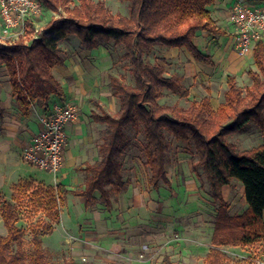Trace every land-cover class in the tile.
Segmentation results:
<instances>
[{
	"label": "trees",
	"instance_id": "16d2710c",
	"mask_svg": "<svg viewBox=\"0 0 264 264\" xmlns=\"http://www.w3.org/2000/svg\"><path fill=\"white\" fill-rule=\"evenodd\" d=\"M48 9H64L63 17L50 19L39 37L30 45L17 41L0 45V63L8 75L11 96L25 116L40 101L46 108L51 95L62 97L64 91L52 68L63 65L60 42L76 35L86 49L102 40H112L124 47L132 82L108 75L111 93L118 98V108L110 113L96 98L91 119L104 123L98 145V158L75 166L85 173L82 188H68L63 182L47 185L33 178L20 179L12 186L10 199L0 190V217L5 233H0V264H48L44 257L42 237L50 234L60 221L61 207L67 195L83 199L89 209L95 202L94 192L107 209L112 206V191L127 188L122 177L120 156L127 146L125 129L141 131V149L147 170V184L158 190L160 184L171 187L165 170L167 140L165 131L175 139L191 142L196 160L208 183V194L218 203L209 247L203 264H226L220 245L250 246L264 240V144L240 149L227 135L249 122L264 130V44L256 41L252 48L255 69L246 70L250 84L244 89L236 75H226L223 100L213 107L208 95L192 100L187 107L158 101L166 89L181 96L189 94L178 73L166 74L164 57L153 61L146 56L156 44L163 47H185L195 60L212 64L211 55L194 43L198 31L217 33L209 6L214 0H127L128 14H113L103 0H40ZM260 3L262 0H251ZM3 113L0 101V116ZM231 180L243 185L246 208L239 214L229 213V203L222 188ZM21 209L30 215L42 214L47 220L29 224L31 248H23L25 229L18 225ZM63 264H91L73 259ZM163 264H172L165 256ZM250 264V263H247Z\"/></svg>",
	"mask_w": 264,
	"mask_h": 264
},
{
	"label": "rangeland",
	"instance_id": "374dc122",
	"mask_svg": "<svg viewBox=\"0 0 264 264\" xmlns=\"http://www.w3.org/2000/svg\"><path fill=\"white\" fill-rule=\"evenodd\" d=\"M98 1V0H93ZM113 14H128L127 0H103ZM251 1V0H248ZM259 1V2H263ZM256 2V1H252ZM78 4L71 0L69 7ZM67 14L64 9L54 12L47 8L38 20V27L43 28L53 18ZM73 38L78 37L72 35ZM76 40V39H75ZM70 46L61 50V55L68 58L75 55L84 72H79L86 81L89 79V89L82 102L75 103L80 112L83 125V137H78L74 146L80 147L82 153H76L68 174L59 173L53 177L28 163L37 177V182L55 185L64 182L68 188H82L85 173L75 166L83 161L93 162L98 158V145L103 136L104 123L91 119V110L95 109L91 98H96L104 110L113 113L118 108V98L111 93L108 86V75L119 76L125 82H132L128 59L124 56V47L112 40H102V48L108 52L109 60L103 64L91 63V56L82 45L70 42ZM166 47L156 44L147 60L153 61L162 56ZM229 53L234 57L235 67L219 68L206 73L204 77L197 73L183 78V86L188 89L187 96L172 93L166 89L158 101L162 104H177L187 107L192 100H199L208 95L213 106L223 100L226 90V75H236L241 88L250 84L246 70L255 69L249 53L246 58L238 55L231 46ZM181 57L180 53L179 56ZM166 74L183 73V67L172 59L160 61ZM83 78L80 80L85 82ZM8 75L4 64L0 63V94L3 98L2 107L13 114H20L15 100L10 95ZM59 104V103H57ZM62 104V103H61ZM22 119L24 114H20ZM127 146L120 156L122 177L127 182V188L120 192L112 191V206L107 209L99 199V193L94 192L95 202L86 209L83 199L68 195L66 203L61 207L60 221L54 225L53 231L42 237V247L48 264H63L73 259L91 264H163L165 256L172 264H203L204 257L211 246V235L218 203L208 194V183L198 168L193 169L196 160L191 142L175 139L165 131L167 150L165 152V170L171 187L160 184L155 190L147 184V170L143 163L144 155L141 149L143 136L138 129L128 126L125 129ZM238 150L264 144V130L249 122L242 129L227 135ZM69 140V139H68ZM64 170V169H63ZM41 178V179H40ZM5 195H9L4 190ZM223 198L229 203V213L239 214L247 206L243 193V185L237 180H231L222 188ZM4 195V196H5ZM18 225L25 229L23 248H31L29 224L47 220L42 214L30 215L21 209ZM0 233H5V227L0 217ZM219 248L225 253L226 264H252L255 254L264 250V240L250 246H234L223 244Z\"/></svg>",
	"mask_w": 264,
	"mask_h": 264
},
{
	"label": "crops",
	"instance_id": "0c3cea01",
	"mask_svg": "<svg viewBox=\"0 0 264 264\" xmlns=\"http://www.w3.org/2000/svg\"><path fill=\"white\" fill-rule=\"evenodd\" d=\"M233 1L235 0H214V2L209 6V9L214 20V27L218 30V32L213 34L201 30L197 32L194 38V43L197 47L202 52L211 55L213 59L212 64L195 60L185 47H167L163 51L161 55L162 57L167 60L172 59L177 62V65L183 67L184 74L178 73L183 78L187 75H195L197 73L202 78L206 73L218 70L221 67H235L236 61H234V57L230 55L231 53L229 52L232 51L231 46L234 47L236 52H238V50L234 45V38L231 34L232 28L227 20L228 9ZM75 41H78V44L81 45L79 38H73L72 35H69L66 39L60 42L61 50L64 47L70 46V42L75 43ZM86 53L88 56H91V63L95 62V64H103L109 60L108 52H104L102 44L96 48L87 49ZM179 53L181 57H178ZM249 53L252 58V50ZM249 53L241 55L238 52V55L242 58H246ZM75 59L76 57L73 54L68 58H64L63 65H56L52 68L54 76L62 85L64 95L62 97L51 95L46 108L40 101L35 102L31 106L29 115H24L25 118L22 119L20 115L22 112L19 111V109L18 111L20 114H13L8 112L1 104L3 113L0 116V190L4 198L10 199L12 186L18 180L37 178L30 173L33 171V168L21 159V152L30 141L31 136L37 131L40 116L45 114L54 104L65 103L67 100H76L78 102L83 101L85 93L89 89V84H87V82L89 83V79L86 81L84 78L87 77L80 75L79 72H84V75L87 73H85L79 62L75 61ZM81 78H83L85 82H82L80 80ZM0 101L1 103L3 102L1 94ZM213 107L216 108L217 106ZM79 121L80 115L78 120L69 123L67 126L69 140L65 149V158L63 163L65 165L59 173L63 176L68 174L66 169L72 165L76 153H82L80 147L78 148L73 145L78 141V137H83L84 134L83 125L78 124ZM4 190H6L9 195H5L7 193H5Z\"/></svg>",
	"mask_w": 264,
	"mask_h": 264
},
{
	"label": "built area",
	"instance_id": "2783aa9c",
	"mask_svg": "<svg viewBox=\"0 0 264 264\" xmlns=\"http://www.w3.org/2000/svg\"><path fill=\"white\" fill-rule=\"evenodd\" d=\"M46 10L40 0H0V45L17 41L30 45L43 29L38 27V20ZM227 20L241 55L249 53L256 41L264 44V1H233ZM79 115V108L73 102L54 104L40 116L39 127L23 148L21 159L56 177L64 163L69 138L67 126L78 120ZM252 264H264V250L255 254Z\"/></svg>",
	"mask_w": 264,
	"mask_h": 264
}]
</instances>
